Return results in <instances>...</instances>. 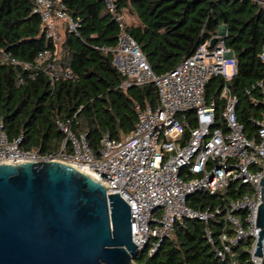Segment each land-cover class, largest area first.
I'll list each match as a JSON object with an SVG mask.
<instances>
[{"label": "trees", "instance_id": "obj_1", "mask_svg": "<svg viewBox=\"0 0 264 264\" xmlns=\"http://www.w3.org/2000/svg\"><path fill=\"white\" fill-rule=\"evenodd\" d=\"M62 1L79 26L76 33H65L58 44L49 46L59 49V61L76 78L53 83L42 71L3 62L7 53L17 61L34 63L47 40L40 30L41 18L33 12V0H0V118L10 139L21 137L23 149H37L43 156L59 152L63 145L65 134L58 119H72L73 130L86 133L89 145L98 151L105 132L119 139L134 130L136 103L141 109L159 105L154 83L122 87L126 78L114 63L116 53L107 50L117 46L120 29L105 2ZM116 4L131 17L127 30L157 76L173 70L226 25L225 44L235 53L237 72L228 81L211 77L205 98L215 102L220 118L225 108L222 90L228 84L238 99L236 113L246 134L250 137L257 131L264 115L263 4L254 0H116ZM236 186L230 185L225 194L197 192L187 203L201 210L225 207L246 193L245 185ZM223 230V225L214 227L216 235ZM252 244L235 248L242 264H253ZM143 260L144 264H222L212 251L204 222L196 219L177 223L171 238Z\"/></svg>", "mask_w": 264, "mask_h": 264}, {"label": "built area", "instance_id": "obj_2", "mask_svg": "<svg viewBox=\"0 0 264 264\" xmlns=\"http://www.w3.org/2000/svg\"><path fill=\"white\" fill-rule=\"evenodd\" d=\"M103 1L120 29L117 46L107 50L116 53L114 63L126 78L122 87L154 83L159 105L141 109L136 103L138 122L134 130L123 139L105 132L98 151L89 145L86 133L73 130L72 119H58L65 139L60 151L48 156L37 149H23L21 137L10 139L0 118V164L57 159L89 171L106 186L107 195L120 193L131 206L133 241L142 253L155 254L164 240L171 238L177 223L196 219L204 222L206 237L222 264H242L235 248L249 241H253L249 249L251 262L262 264L255 249L261 230L257 222L264 178V115L257 131L249 137L236 113L238 99L228 84L222 90L225 108L220 118L215 102L208 103L205 98L211 77L223 76L228 81L237 72L235 53L229 58L232 50L225 44L227 30L220 27L214 46L211 40L204 42L173 70L157 76L127 30V13L118 10L116 0ZM33 3L47 40L45 49L34 63L17 61L7 53L3 62L22 65L27 71H42L53 83L74 80L72 70L59 61V49H51L49 43L58 44L65 33H76L79 23L69 15L62 0ZM227 64L233 66L230 78ZM238 182L251 187V192L225 207L201 210L187 203L197 192L215 195ZM221 225L224 230L216 235L214 227Z\"/></svg>", "mask_w": 264, "mask_h": 264}, {"label": "water", "instance_id": "obj_3", "mask_svg": "<svg viewBox=\"0 0 264 264\" xmlns=\"http://www.w3.org/2000/svg\"><path fill=\"white\" fill-rule=\"evenodd\" d=\"M261 184L255 255L264 264V178ZM132 222L120 193L107 195L104 184L70 163L0 164V264H134L142 252Z\"/></svg>", "mask_w": 264, "mask_h": 264}, {"label": "rangeland", "instance_id": "obj_4", "mask_svg": "<svg viewBox=\"0 0 264 264\" xmlns=\"http://www.w3.org/2000/svg\"><path fill=\"white\" fill-rule=\"evenodd\" d=\"M261 4L264 5V3H261ZM127 15H128V14H127ZM128 20H129V22H131V17H130L129 15H128ZM62 37H63V36H62ZM226 73H227V75L229 76V78L232 76V74H233V66H232V65H229V64L226 65ZM124 137H125V136H121V138H119V139H123ZM231 185H234V183H232ZM239 186H242V183L238 182L236 187H239ZM244 189H245V192H246V193L251 192V187H249V186H246V185H245ZM226 192H227V188H226V189H223V190H220L217 194H225ZM199 193H206V194H209V193L206 192V191H204V192H199ZM244 247H247V245L244 244ZM147 256H149L147 251L144 252V253H141V254H139L138 258L135 260V262H136L137 264H144V260H143V259H144L145 257H147Z\"/></svg>", "mask_w": 264, "mask_h": 264}, {"label": "bare ground", "instance_id": "obj_5", "mask_svg": "<svg viewBox=\"0 0 264 264\" xmlns=\"http://www.w3.org/2000/svg\"><path fill=\"white\" fill-rule=\"evenodd\" d=\"M75 167H76V166H75ZM85 172H87L88 174H91L89 171H86V170H85Z\"/></svg>", "mask_w": 264, "mask_h": 264}]
</instances>
